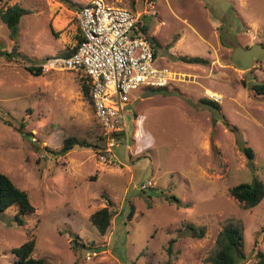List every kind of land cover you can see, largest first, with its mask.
<instances>
[{
	"label": "rangeland",
	"instance_id": "374dc122",
	"mask_svg": "<svg viewBox=\"0 0 264 264\" xmlns=\"http://www.w3.org/2000/svg\"><path fill=\"white\" fill-rule=\"evenodd\" d=\"M87 1L0 0L3 9H31L15 38L0 17V170L35 206L23 226L14 218L17 205L0 211V264H15L12 248L29 231L33 256L50 264H210L230 222L244 229L241 264H255L256 249L264 250V198L247 208L230 188L264 183V95L251 87L264 80V0H108L141 13L143 31L158 42L156 64L176 73L165 89L130 92L112 153L100 140L82 71L27 70L75 47L77 12ZM185 55L209 63L179 58ZM69 136L79 143L53 153ZM244 146L254 150L252 163ZM107 198L114 217L103 235L91 215ZM188 223L205 227V236Z\"/></svg>",
	"mask_w": 264,
	"mask_h": 264
},
{
	"label": "built area",
	"instance_id": "2783aa9c",
	"mask_svg": "<svg viewBox=\"0 0 264 264\" xmlns=\"http://www.w3.org/2000/svg\"><path fill=\"white\" fill-rule=\"evenodd\" d=\"M77 19L82 40L75 50L51 56L40 66L42 70L82 71L89 77L105 149L112 153L124 132L121 114L131 101L130 92L141 86L166 87L176 79V73L156 64V48L142 29L141 13L108 0H88L77 12ZM100 156L107 160L104 154Z\"/></svg>",
	"mask_w": 264,
	"mask_h": 264
},
{
	"label": "trees",
	"instance_id": "16d2710c",
	"mask_svg": "<svg viewBox=\"0 0 264 264\" xmlns=\"http://www.w3.org/2000/svg\"><path fill=\"white\" fill-rule=\"evenodd\" d=\"M82 6L79 5V8ZM31 12V9L25 8L21 5L14 4L10 5L7 8H0V17L7 24L10 29L11 37L15 38L21 20L25 14ZM145 31L148 29V25L144 23L142 27ZM81 32V30H80ZM152 43L155 45L156 53L158 56L157 41L155 37L150 36L146 33ZM82 40V33L78 37V42ZM77 42V43H78ZM73 47L70 51L66 52L64 55H69L76 48ZM14 52L6 53L11 55ZM181 60L188 63H198V64H207L209 60L201 56H182L179 57ZM27 70L33 73L34 75L43 74L41 66H29ZM82 87L85 96L91 101L93 107V99L91 95V82L88 76H84L82 79ZM149 87V86H148ZM252 89L259 95H264V80L262 81H253L251 84ZM153 90L165 89L167 87H150ZM207 103L217 104L215 100L204 99ZM23 126V124H22ZM124 133H121V136ZM100 140L104 141V137L101 134ZM79 140L75 136H69L65 139L64 145L60 151H52L55 154H66L69 152L75 144H78ZM88 146H93L91 143H86ZM96 148L99 147V144H94ZM244 152L250 159L254 157V150L251 146H244ZM230 194L241 202L245 207L250 208L258 205L264 198V183L259 179H254L252 182H241L230 188ZM174 201L177 202L178 206H182L183 203L176 196H170ZM108 204L105 207H102L96 210L91 215V221L97 226L101 234L105 235L112 225V220L114 217V212L110 206L113 202L107 198ZM17 205L18 212L15 214V221L23 226L26 224L25 216L35 212V206L31 202L29 194L19 187L14 180L6 173L0 170V211L4 212L9 207ZM134 214V207L131 210L129 217L131 218ZM187 226L193 231L196 237L205 236V227H198L193 223H188ZM29 238L19 246L12 248V253L15 255V264H50L46 258L34 257V252L36 248V234L29 231ZM176 239H170L167 247V252L173 254V246ZM256 263L255 264H264V250L257 248L255 252ZM247 258V253L245 252V234L242 226L235 224L233 222L228 223L224 228L218 233L216 238V249L215 252L208 257L207 261L210 264H241ZM77 264V262H75Z\"/></svg>",
	"mask_w": 264,
	"mask_h": 264
},
{
	"label": "bare ground",
	"instance_id": "6f19581e",
	"mask_svg": "<svg viewBox=\"0 0 264 264\" xmlns=\"http://www.w3.org/2000/svg\"><path fill=\"white\" fill-rule=\"evenodd\" d=\"M208 93L213 94V92L210 91V90H208ZM214 93H215V92H214ZM215 95H217L218 97L222 98V96H221L220 94L215 93Z\"/></svg>",
	"mask_w": 264,
	"mask_h": 264
}]
</instances>
